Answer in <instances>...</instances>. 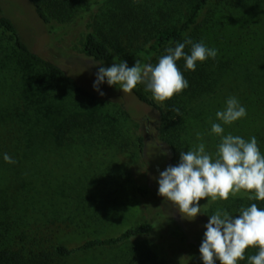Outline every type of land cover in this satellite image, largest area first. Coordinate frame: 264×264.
I'll return each mask as SVG.
<instances>
[{
	"label": "rangeland",
	"instance_id": "374dc122",
	"mask_svg": "<svg viewBox=\"0 0 264 264\" xmlns=\"http://www.w3.org/2000/svg\"><path fill=\"white\" fill-rule=\"evenodd\" d=\"M197 2L89 0L75 19L49 30L29 0H0V17L14 22L30 49L59 64L96 96H82L50 79L36 87L15 39L0 26V234L7 232L5 240L0 237V248L3 242L19 241L20 235L31 240L43 231L73 248L153 223L155 229L145 237L59 264H126L134 250L154 252L170 264H203L199 247L209 215L220 208L238 216L251 203L264 209L263 201L247 198L203 207L205 198L199 201L201 214L189 220L158 194L160 172L180 160V152L174 156L161 137L175 138L184 152L203 142L215 157L220 137L211 133V124L222 123L215 114L229 97H236L247 114L231 125L222 124L224 134L245 140L255 136L264 155V0H237L235 7L222 2L214 27L202 26L198 41L217 50L210 69L213 90L195 97L176 119L163 122L132 91L123 93L106 80L99 86L104 96L93 88L98 71L93 64L110 67L118 61L99 63L85 57L87 32L118 39L126 54H135L150 47L161 32L182 24ZM136 88L154 100L144 83ZM156 103L167 110L166 101ZM70 117L78 120L77 126L59 143L55 130ZM5 153L15 163L5 162ZM257 252L246 249L247 261Z\"/></svg>",
	"mask_w": 264,
	"mask_h": 264
},
{
	"label": "clouds",
	"instance_id": "9594fccd",
	"mask_svg": "<svg viewBox=\"0 0 264 264\" xmlns=\"http://www.w3.org/2000/svg\"><path fill=\"white\" fill-rule=\"evenodd\" d=\"M187 46H190V54L185 52ZM166 53L155 65L141 63L138 59L133 67H128L122 60L114 61L110 67L93 64L92 67H98L93 88L104 96L99 86L105 80L123 93L144 83L153 99L163 103L189 86L177 61L183 58L186 69L194 71L197 62L217 56L215 48H208L203 42L194 43L188 37L175 47H168ZM246 114V108L238 99L229 97L223 110L215 114L222 123L211 124V133L220 137L215 157L205 151V144L201 142L187 152L180 151L179 163L160 172L158 194L178 208L182 217L192 220L201 214L199 201L202 199L207 198L208 202L203 206L206 207L217 200L227 201L230 195L236 196L242 190L250 193L248 200L264 201V155L258 148L257 138L252 136L245 140L231 133L225 135L222 127ZM196 135L198 140L202 139L200 133ZM3 159L9 164L15 163L7 153ZM208 217L199 247L203 264H216L217 260L219 264H237L245 259L248 248H258L256 254L248 257V264H264V209L251 203L241 207L238 216L217 208Z\"/></svg>",
	"mask_w": 264,
	"mask_h": 264
},
{
	"label": "trees",
	"instance_id": "16d2710c",
	"mask_svg": "<svg viewBox=\"0 0 264 264\" xmlns=\"http://www.w3.org/2000/svg\"><path fill=\"white\" fill-rule=\"evenodd\" d=\"M89 0H29L35 8V11L42 23L52 30L55 23L66 24L75 19ZM237 0H198L193 7L187 19L180 25L172 27L158 34L154 42L148 48H141L135 54H126L122 42L118 39L107 40L102 38L98 33L87 32L82 42V50L85 57L99 62L107 63L113 60L116 61H132L143 60L145 63L155 65L158 63L159 54L166 55L168 47H175L176 43H182L186 37L191 38L194 43H199V31L204 25L212 29L215 23V14L222 2L226 6L235 7ZM0 26L10 33L15 39V44L22 55L28 62L26 71L29 78L36 87L39 83L50 79L51 83L55 82L60 85H65L76 93L96 99V96L84 86L80 85L75 77L68 74L56 62L45 58L30 49V47L22 40L16 25L6 16L0 17ZM185 52L190 54V46L185 48ZM214 59L209 57L203 62H197L194 71L187 70L185 60L181 58L177 61V66L182 72L184 78L188 81V87L182 92L174 95L167 100V110L165 111L154 100L149 98L142 90L136 87L132 93L143 104L154 108L160 113L162 121H169L180 116L188 104L195 97L202 96L213 90L210 69L213 66ZM44 91V90H42ZM179 110L178 112L176 110ZM50 114L53 111H49ZM78 120L70 117L66 119L55 130V138L59 143L66 140L67 135L77 126ZM161 140L166 143L174 156L180 152V143L175 141V138L162 136ZM15 167V165H14ZM18 177L22 178L20 172ZM143 195L146 191L139 188ZM250 193L244 192L236 196L230 195L229 198L244 199ZM264 202V201H263ZM155 224L146 223L135 228L129 229L121 235L113 238H95L88 240L77 247H68L64 245L55 234H49L48 231L35 232V236L31 240L25 235H20L19 241L3 242L4 246L0 248V264H59L65 260H69L74 256L86 254L99 249L118 248L138 238L145 237L153 232ZM7 233V232H6ZM6 233L0 234L2 239H6ZM240 264H247V257L240 261ZM126 264H170L166 259L158 256L151 251L134 250Z\"/></svg>",
	"mask_w": 264,
	"mask_h": 264
}]
</instances>
